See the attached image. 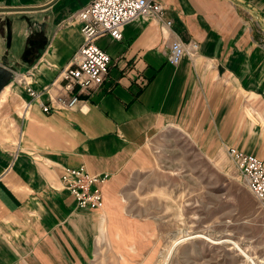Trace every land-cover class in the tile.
<instances>
[{"label": "crops", "instance_id": "0c3cea01", "mask_svg": "<svg viewBox=\"0 0 264 264\" xmlns=\"http://www.w3.org/2000/svg\"><path fill=\"white\" fill-rule=\"evenodd\" d=\"M51 1L0 0V65L13 76L31 69L35 89L83 42L66 20L92 0ZM163 4L169 27L138 17L121 39L96 40L108 73L77 108L46 113L34 102L23 117L26 91L13 78L0 90V264H155L159 223L126 210L119 192L169 123L264 159V0ZM20 7L35 9H10ZM174 39L196 41L197 53L170 64ZM80 165L109 174L101 209L78 208L61 186L62 169Z\"/></svg>", "mask_w": 264, "mask_h": 264}, {"label": "rangeland", "instance_id": "374dc122", "mask_svg": "<svg viewBox=\"0 0 264 264\" xmlns=\"http://www.w3.org/2000/svg\"><path fill=\"white\" fill-rule=\"evenodd\" d=\"M183 130L169 123L151 136L143 168L119 192L126 210L158 221L155 264L173 237L196 232L204 237L178 243L167 264H264V203L246 186L225 143L205 144ZM221 239L229 243L216 242Z\"/></svg>", "mask_w": 264, "mask_h": 264}, {"label": "built area", "instance_id": "2783aa9c", "mask_svg": "<svg viewBox=\"0 0 264 264\" xmlns=\"http://www.w3.org/2000/svg\"><path fill=\"white\" fill-rule=\"evenodd\" d=\"M138 17H149L165 27L172 23L166 18L163 0H92L70 14L66 21L79 23L83 42L57 78L50 85L35 89L31 69L16 72L13 76L12 82L21 86L29 97L22 105L21 115L24 117L34 102L46 113L77 108L82 102L81 94H89L102 85L108 73L110 57L96 40L104 35L121 39L123 27ZM197 50L196 41L174 39L169 45L167 60L177 65L184 56H194ZM56 81L61 92L52 94ZM43 95H47L46 100ZM225 151L248 189L264 203V159L234 145L225 146ZM59 179L62 188L74 196L78 208L97 210L103 207L102 186L109 179L108 173H90L83 165L67 166L62 169Z\"/></svg>", "mask_w": 264, "mask_h": 264}, {"label": "bare ground", "instance_id": "6f19581e", "mask_svg": "<svg viewBox=\"0 0 264 264\" xmlns=\"http://www.w3.org/2000/svg\"><path fill=\"white\" fill-rule=\"evenodd\" d=\"M198 236H203L204 237V235L203 234H201V233H193V234H188V235H184V236H179V237H176V238H174L173 239V242L171 243V245L167 248V251H166V253H165V255H164V258H163V261H162V263L161 264H167L166 263V261H167V259H169V257H170V255H171V253H172V251H173V249L175 248V246L178 244V243H180L181 241H184V240H186V239H190V238H194V237H198ZM228 242L229 240H225V239H221V240H218V241H216V242ZM229 243V242H228ZM233 244L235 245V247L236 248H238L239 247V245H237L235 242H233ZM174 253V252H173Z\"/></svg>", "mask_w": 264, "mask_h": 264}, {"label": "water", "instance_id": "95a60500", "mask_svg": "<svg viewBox=\"0 0 264 264\" xmlns=\"http://www.w3.org/2000/svg\"><path fill=\"white\" fill-rule=\"evenodd\" d=\"M55 0H52L50 4H52ZM48 6V5H47ZM8 8L0 7V11L7 10ZM10 9H17V10H32L35 7H20V8H10ZM13 78V73L9 71L4 66L0 65V90L11 81Z\"/></svg>", "mask_w": 264, "mask_h": 264}]
</instances>
